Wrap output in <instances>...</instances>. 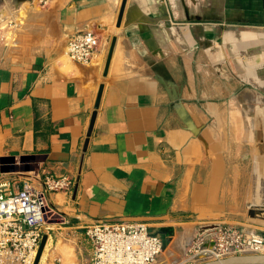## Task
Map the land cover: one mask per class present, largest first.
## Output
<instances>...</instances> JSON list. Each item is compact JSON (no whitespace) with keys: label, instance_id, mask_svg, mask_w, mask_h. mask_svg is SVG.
I'll use <instances>...</instances> for the list:
<instances>
[{"label":"crops","instance_id":"1","mask_svg":"<svg viewBox=\"0 0 264 264\" xmlns=\"http://www.w3.org/2000/svg\"><path fill=\"white\" fill-rule=\"evenodd\" d=\"M120 4L24 8L29 35L0 44V179L18 190L73 178L50 194L63 215L49 233L54 264H90L84 231L96 220L142 223L173 263L184 253L191 264L208 227L264 204V0H126L117 26ZM84 30L100 44L80 64L66 43Z\"/></svg>","mask_w":264,"mask_h":264},{"label":"built area","instance_id":"2","mask_svg":"<svg viewBox=\"0 0 264 264\" xmlns=\"http://www.w3.org/2000/svg\"><path fill=\"white\" fill-rule=\"evenodd\" d=\"M48 0H39L46 3ZM100 44L99 36L84 30L73 34L66 43L67 57L80 64L89 63ZM73 178L45 175L40 188L28 181L15 190L0 179V264H32L43 234L63 222V215L50 200L53 192H69ZM91 245L90 264H154L164 250L163 239L149 232L142 223L96 220L85 226ZM212 239L209 250L214 259L234 254H264V231L251 225H217L213 235L198 240L200 245ZM58 262V261H57Z\"/></svg>","mask_w":264,"mask_h":264},{"label":"water","instance_id":"3","mask_svg":"<svg viewBox=\"0 0 264 264\" xmlns=\"http://www.w3.org/2000/svg\"><path fill=\"white\" fill-rule=\"evenodd\" d=\"M0 1H4V0H0ZM23 1H26V0H12L13 8L17 9L19 4ZM27 1L31 2L32 0H27ZM125 3H126V0H121V4H120L118 16H117V22H116L117 26H119V24H120L121 17L123 14V10L125 7ZM115 39H116L115 36H113L110 40V44H109V48H108L107 56H106V61H105V66H104V71H103L104 76H106V73H107V68H108L109 61L111 59V55L113 52V47L115 44ZM102 89H103V84L101 83L98 87L97 95L95 98V102H94V106H93L94 110L91 114L89 126H88L87 133H86V139H85V142L83 145V151H85V149H86L88 137L91 134L94 119H95L96 112H97V109L99 107V103H100V99H101ZM12 159L13 158H2L1 163L4 164L5 162L11 161ZM21 159H24V158H21ZM12 169H13L12 166H7V165L1 166L2 171H9ZM243 216L244 217L246 216L245 219L250 220L252 222L264 224V221H262V220H264V205L249 204L248 208L246 209V215H244V213H243ZM259 219H262V220H259ZM216 229H217V225H212V226L208 227L207 233L204 234L202 237H204L206 235H213V233L216 231ZM47 238H48L47 234L42 235L41 240L39 242V246H38L36 255H35V258H34L32 264H38L39 263L43 249H44L45 244L47 242ZM195 240H197V237L193 236L191 238V242H190V244H188V246L191 245V243ZM214 247H215V244H214V241L212 239L203 241L200 245V249L202 250V252H200L198 254V258L199 259L202 258V259H200L199 262L191 263V264H264V254H234V255L223 257V258H218V259H211V260L203 259L205 256H207V252L205 251V249H213ZM159 257H160V255L156 258V260Z\"/></svg>","mask_w":264,"mask_h":264},{"label":"rangeland","instance_id":"4","mask_svg":"<svg viewBox=\"0 0 264 264\" xmlns=\"http://www.w3.org/2000/svg\"><path fill=\"white\" fill-rule=\"evenodd\" d=\"M4 1H8V2H10L11 3V5H12V0H4ZM4 1H0V5L1 4H4ZM24 3V2H23ZM22 3V4H23ZM28 3V5H30V6H32V7H34L35 9H36V13L34 12L33 13V15H35V14H37L39 11L38 10H40L41 9V7L42 6H44L46 3H42V2H39V0H33V1H31V2H27ZM22 4L20 5V8L17 10V11H15L14 9L13 10H11V12L9 11V10H2L1 11V13L3 14V15H6L7 17H5V19H3L2 20V17H3V15H1L0 16V44H3L4 42H6V43H8V44H12L13 42H16V40H17V38H21V39H24L26 36H28L29 35V32L28 31H26V30H24L22 27L24 26V24L26 23V21H27V19L31 16L32 17V15H29L27 18H26V20L25 19H23V21L24 22H18V20H20L21 19V17H20V15H22L23 13L22 12H25V9H23V7H22ZM12 7H13V5H12ZM38 8V9H37ZM20 9H22V10H20ZM20 10V11H19ZM22 11V12H21ZM20 12V13H19ZM18 13H19V15H18ZM8 15H10V16H8ZM13 16H15L16 17V23L18 24L19 23V28H18V26H17V24H16V27L13 29L12 27H11V25L9 24V20L11 19V17H13ZM19 16V17H18ZM24 16V15H23ZM25 17V16H24ZM9 18V19H8ZM20 18V19H19ZM7 19V20H6ZM6 22H5V21ZM4 22V23H3ZM20 29H22L21 31H20V33H19V30ZM66 58H68V57H66ZM69 59V58H68ZM257 178L259 177V173H257V176H256ZM261 194H260V192L258 193V194H256V196L254 197V199H261ZM252 204V203H251ZM255 205V204H254ZM262 205H264V204H262ZM244 215H246V210H245V212H244ZM246 217V216H245ZM245 217L244 218H242V219H238V218H233V220H226L224 223L225 224H243V225H251V227H253V228H255V229H257V230H260V231H264V224H262V223H256V222H252V221H250V220H247V219H245ZM259 220H262V219H259ZM262 221H264V220H262ZM215 223H218V224H221V223H219V222H215ZM214 222H213V224H215ZM55 226V225H54ZM177 238V237H176ZM169 248H170V246H168ZM167 247V248H168ZM167 248H165L163 251H166L167 250ZM188 248V247H187ZM190 248H191V246H190ZM48 251H49V244H48V249H47V254H46V259H45V261L42 263V264H54L53 263V261L52 260H47L48 258H47V256H48ZM184 254V253H183ZM183 254H178V259H177V262L178 263H180V264H186L185 263V261H184V255ZM190 255L188 256V258H189V260H190V263H196V262H199L200 261V259L198 258V253L197 252H190L189 253ZM161 255H163L162 253L160 254V257H161ZM165 255L167 256V254L165 253ZM183 255V256H182ZM160 257L158 258V260L156 261V262H159V259H160ZM167 259V260H166ZM166 259L164 260V262L162 263V264H175V263H173V259H172V257L170 258L169 257V255H168V257H166ZM210 259H212V258H208L207 260H210ZM56 263H58V262H56ZM63 264H66L64 261H63ZM177 264V263H176ZM188 264V263H187Z\"/></svg>","mask_w":264,"mask_h":264},{"label":"bare ground","instance_id":"5","mask_svg":"<svg viewBox=\"0 0 264 264\" xmlns=\"http://www.w3.org/2000/svg\"><path fill=\"white\" fill-rule=\"evenodd\" d=\"M33 1V0H32ZM24 2V3H23ZM23 2H21L20 4H19V6H18V8L17 9H14L15 11H17L18 9H19V7H20V5L22 4L23 5V9L25 8V9H27L28 10V12H34V10H36V9H34V7H31L30 5H28V3L27 2H29V1H23ZM38 9V8H37ZM20 10H22V9H20ZM19 10V11H20ZM22 12V11H21ZM20 13V12H19ZM19 13H18V15H19ZM23 14L22 15H20V17H21V19L20 20H18V22H24L23 21V19H25L26 20V18L28 17V15H26L25 14V12H22ZM25 17H24V16ZM8 16H10V15H8ZM27 16V17H26ZM5 17H7L6 15H5ZM19 17V16H18ZM31 17V16H30ZM9 19V18H8ZM29 19V18H28ZM7 20V19H6ZM5 21V20H4ZM6 22V21H5ZM4 23V22H3ZM19 24V23H18ZM19 26V25H18ZM19 28V27H18ZM22 29H20L19 30V33H20V31H21ZM186 229H184V231H185ZM186 232V231H185ZM185 234V233H184ZM189 237H182V241L184 242V243H186L187 241H189ZM49 242H50V237L48 236V238H47V242H46V244H45V247H44V249H43V252H42V255H41V258H40V261H39V263L38 264H42L44 261H45V259H46V254H47V249H48V244H49ZM191 242V241H190ZM190 242H189V244H190ZM67 248V247H66ZM207 252V256H205L203 259H208V258H212V259H214L213 257H212V254H211V252L209 251V250H207L206 251ZM70 253V250L69 249H67V255ZM165 253H166V251H162V254L163 255H161V257H160V259H159V262H157V263H160V264H162L163 262H164V260L166 259V255H165ZM36 255V254H35ZM66 255V256H67ZM228 256H230V255H228ZM176 257V256H175ZM178 257V256H177ZM226 257V256H225ZM223 258V257H222ZM176 259V258H175ZM200 259H202V258H200ZM158 260V259H157ZM157 260H155V263H156V261ZM167 260V259H166ZM211 260V259H210ZM176 264V263H175ZM179 264V263H178Z\"/></svg>","mask_w":264,"mask_h":264},{"label":"trees","instance_id":"6","mask_svg":"<svg viewBox=\"0 0 264 264\" xmlns=\"http://www.w3.org/2000/svg\"><path fill=\"white\" fill-rule=\"evenodd\" d=\"M164 244H165V242H164Z\"/></svg>","mask_w":264,"mask_h":264}]
</instances>
